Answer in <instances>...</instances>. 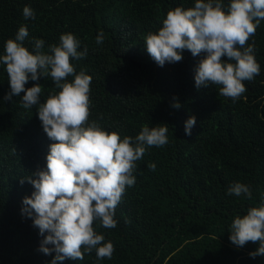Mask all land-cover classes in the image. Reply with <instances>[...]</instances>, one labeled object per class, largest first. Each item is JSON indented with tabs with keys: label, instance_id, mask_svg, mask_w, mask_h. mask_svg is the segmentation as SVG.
<instances>
[{
	"label": "trees",
	"instance_id": "trees-1",
	"mask_svg": "<svg viewBox=\"0 0 264 264\" xmlns=\"http://www.w3.org/2000/svg\"><path fill=\"white\" fill-rule=\"evenodd\" d=\"M225 9L230 0H222ZM195 0H0V55L21 25L29 36L45 41V50L58 44L61 34L72 33L79 51L73 59L92 77L90 120L104 130L135 137L142 126H168V143L148 149L137 161L135 185L127 187L115 209L117 226L94 229L111 241V259L97 260L96 253L83 260L58 264H264V256L252 258L257 243L243 247L230 239L231 223L246 215L264 197V21L248 44L255 42L260 74L245 81L246 92L233 102L219 96L218 86L197 89L195 68L206 56L185 50L183 60L159 66L148 54L145 36L163 26L175 7H194ZM24 6L35 19L25 20ZM104 33L98 45L96 37ZM223 59H227L224 57ZM6 66L0 64V264H51L55 255L39 251L43 239L31 218L21 213L22 201L33 186L20 179L46 169L51 141L43 131L37 109L21 107L20 96L10 91ZM73 77H69L71 81ZM43 86L41 102L54 83L41 77L25 85ZM59 91V90H57ZM179 102L181 107L172 105ZM194 116L191 135L185 122ZM102 117V119H101ZM155 163V170L148 166ZM250 187L251 199L228 195L233 183ZM52 247V245H48Z\"/></svg>",
	"mask_w": 264,
	"mask_h": 264
},
{
	"label": "clouds",
	"instance_id": "clouds-1",
	"mask_svg": "<svg viewBox=\"0 0 264 264\" xmlns=\"http://www.w3.org/2000/svg\"><path fill=\"white\" fill-rule=\"evenodd\" d=\"M22 14L25 20L35 19L29 6H24ZM261 21L264 0H230L226 9L222 0H195L194 7L170 9L158 32L145 36V47L161 67L166 62L182 61L185 50L194 57L206 53L195 68L197 89L218 86L219 96L235 102L246 92L244 82L260 74L255 42H247ZM28 36L27 26L21 25L0 55L10 85L3 99L11 101L24 93L21 107L37 109L43 131L54 142L49 145L46 169L20 179L21 185L27 180L34 188L31 196L23 198L21 213L32 219L43 237L39 251L55 253L51 264L83 260L93 251L97 260L111 259L114 245L105 242L94 223L99 221L107 229L117 226L115 209L126 188L135 185L136 162L153 146L168 143V125H144L138 135L123 139L118 132L104 130L98 120L89 119L92 77L83 69L77 73L71 62L85 58L87 47L79 51L80 41L72 33H64L59 43L49 45L47 50L43 39L33 38L30 51L24 45ZM103 41L100 31L96 43ZM41 77H50L55 86L43 102L41 84L25 87L29 80ZM69 77L73 79L69 81ZM172 106L181 107L178 101ZM195 123L194 116L185 122L186 135H191ZM148 167L154 171L156 165ZM227 193L252 197L250 187L239 182L231 184ZM230 233V241L238 247L248 242L258 244L256 251L249 253L252 258L264 256V197L258 206L249 207L246 215L234 218Z\"/></svg>",
	"mask_w": 264,
	"mask_h": 264
}]
</instances>
